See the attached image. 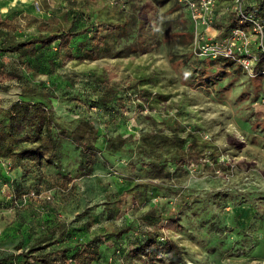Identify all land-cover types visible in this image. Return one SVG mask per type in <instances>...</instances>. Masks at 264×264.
<instances>
[{
  "label": "rangeland",
  "instance_id": "1",
  "mask_svg": "<svg viewBox=\"0 0 264 264\" xmlns=\"http://www.w3.org/2000/svg\"><path fill=\"white\" fill-rule=\"evenodd\" d=\"M159 1L0 0V19L8 18L17 39L34 38L44 27L80 31L69 44L71 59L57 42L37 45L33 56L22 57L25 64L17 53L0 51V60L18 70L0 75V117L14 100H37L68 131L82 119L97 129L87 174L67 139L53 163L0 157V255L43 249L58 264H77L72 249L68 255L57 249L103 234L91 264H264V77L195 55L186 8ZM230 2L221 0L225 7ZM225 7L216 11L214 27L228 24ZM100 22L127 32L99 29L92 37ZM144 133L184 138L183 149L195 138L194 146L206 143L204 153L221 164L198 158L193 168L177 165L174 145L141 149ZM116 135L131 140L114 150L107 140ZM149 159L163 161L169 176L150 177ZM170 215L176 228H160L155 237L179 246L180 263L168 259L162 241L158 254L141 249L154 237L152 224ZM126 225L120 237L111 233Z\"/></svg>",
  "mask_w": 264,
  "mask_h": 264
},
{
  "label": "trees",
  "instance_id": "2",
  "mask_svg": "<svg viewBox=\"0 0 264 264\" xmlns=\"http://www.w3.org/2000/svg\"><path fill=\"white\" fill-rule=\"evenodd\" d=\"M164 1L165 0H160L159 2L164 3ZM243 4L245 11L253 13L264 21V0H243ZM232 19L233 15L229 14L227 18L228 24L225 25L224 29L220 32V35L225 34L228 27L233 25ZM50 21L56 23L58 20L51 17ZM132 23L133 22L130 21L128 28H133ZM124 28V25L118 23L100 22L93 30L92 37H96L99 29H111L113 32L118 31L120 33H126L127 30H124ZM11 29H13V26L8 18L0 19V51L17 53V61L19 64H25V60L22 58L24 55L31 57L35 54L38 47L37 45L40 47H47L54 42H57L58 48H63L65 50V58L67 57L71 59L70 41L74 36H77L80 33V31L71 29L55 31L51 27H44L43 29H45V32H40L34 38L21 40L17 39L15 35L11 33ZM129 46L132 47L131 44ZM214 60H228L229 63H235L224 57ZM8 65L11 66L10 69H7ZM238 68L247 74L239 64ZM17 74L18 70L14 67V63L0 60L1 76ZM251 77L258 78L263 76L256 73ZM257 85L258 84L255 86ZM258 90L259 88L256 87L254 93H258ZM62 139L70 140L78 147L79 168L82 169L83 173H89L94 161V143L97 139V129L91 121L88 119H82L72 131H68L54 122L52 109L47 108L44 103L37 100L17 99L3 109V114L0 117V157L17 155L20 158H26L33 162L39 163L42 160L46 163H53L59 158V147ZM129 140H131V137L127 139L122 138L120 135H116L107 140V146H110L114 150L120 149L122 145ZM25 141L30 144H22ZM185 141L184 138H179L176 135L169 138L168 136H162L159 134L144 133L138 138L137 143L138 146L144 150H151L154 146L174 145L179 149L178 153L173 157L174 162L177 165L186 163L188 164L189 169L194 160H197L198 158H207L208 161L203 160L206 164H210V161L212 160L214 165L219 167L221 162L218 161L217 156H212L210 152L209 154L211 156H209L207 152L204 153L206 143L201 144L196 148L194 146L195 138H192V140L187 142L186 148L183 149ZM16 148H18V150H16ZM146 163L148 165L147 172L150 177H158L161 175L169 176L170 173L165 170V164L163 161L157 162L155 159H149ZM168 189L173 193H179V188L177 187L170 186ZM150 193L152 194V191H150ZM152 208L153 206L149 207L147 210L151 214L153 212ZM162 219L163 220H159L160 222L152 224L149 235L154 237L149 239L148 242L141 241V243H143L141 249L142 251L145 250V253L148 255H150L151 252L158 254L159 247L157 244L162 241L168 259L172 263L183 262L182 251L174 241L166 239L161 240L158 236L155 237L158 229H174L177 226V219L171 215ZM129 228L130 226L126 225L121 229L113 230L111 233L120 237ZM50 232L52 233L53 230L51 229ZM65 232L66 228H63L59 233L60 235H63ZM102 238L103 234H95L87 241L76 244L73 248L63 246L57 250L63 252L64 255H68L69 251L72 249L70 257L74 259L75 263L91 264V262L99 256L98 243ZM29 258H31V264H58L54 253L43 249L38 253H33L32 250H28L17 254L11 252L2 254L0 255V264H27Z\"/></svg>",
  "mask_w": 264,
  "mask_h": 264
},
{
  "label": "built area",
  "instance_id": "3",
  "mask_svg": "<svg viewBox=\"0 0 264 264\" xmlns=\"http://www.w3.org/2000/svg\"><path fill=\"white\" fill-rule=\"evenodd\" d=\"M175 1L186 8L192 22L195 55L213 60L224 57L239 64L249 76L258 73L264 77V21L245 11L243 0H231L226 7L222 6L221 0ZM220 7L229 8L233 15V25L223 35L220 32L224 27L213 24ZM212 28L215 31H211ZM203 160L208 161L207 158ZM194 165L192 163L190 168Z\"/></svg>",
  "mask_w": 264,
  "mask_h": 264
}]
</instances>
